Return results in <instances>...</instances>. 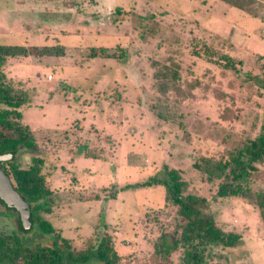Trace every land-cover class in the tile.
I'll list each match as a JSON object with an SVG mask.
<instances>
[{"label":"rangeland","instance_id":"obj_1","mask_svg":"<svg viewBox=\"0 0 264 264\" xmlns=\"http://www.w3.org/2000/svg\"><path fill=\"white\" fill-rule=\"evenodd\" d=\"M245 1L248 9L224 0H0V44L15 51L2 71L28 94L21 122L43 159L52 193L42 215L56 229L34 226L21 235L25 244L52 245L60 234L82 249L108 232L119 264H179L181 248L154 251L161 234L181 231L162 186L111 197L167 164L187 192L209 200L221 229L241 234L233 247L208 246V264H264L255 208L216 197L220 180L193 165L225 159L259 132L264 96L243 72L264 74V0ZM220 54L241 73L216 63ZM32 155L15 160L25 168ZM249 185L264 188V165ZM17 230L15 212L0 203V233Z\"/></svg>","mask_w":264,"mask_h":264},{"label":"trees","instance_id":"obj_2","mask_svg":"<svg viewBox=\"0 0 264 264\" xmlns=\"http://www.w3.org/2000/svg\"><path fill=\"white\" fill-rule=\"evenodd\" d=\"M224 1L238 8L248 9V2L245 0ZM100 50L104 52L105 48ZM14 53L12 47L0 44V105H3L0 107V154H10L0 165L10 178L14 190L28 204L30 217L27 222L23 221L15 207L0 199L2 205L15 212L18 227L17 232L0 233V264H119L120 256L108 232H97L96 236L87 239V245L82 249L72 248L69 239L60 234H56L52 245H27L21 237L24 231H30L34 226L42 233L51 234L56 229L42 215L50 211L47 199L52 193L42 173L43 159L35 154L38 147L31 128L21 122L20 106L28 101V94L26 91L16 90L6 82L2 71L6 57ZM206 54L212 53L206 51ZM90 55L93 57L97 53L93 50ZM106 56L114 57L116 54L106 53ZM219 59L223 60L224 67L237 74L241 73L231 56L220 54L214 61L222 63ZM237 64H241V60ZM243 74L245 81L253 82L264 96V74ZM261 109L262 122L259 132L253 138H247L242 144L228 150L225 159L201 156L193 165L206 175L208 181L220 180L216 197H235L252 204L264 230V188L252 190L249 185L253 172L258 170L259 165H264V106ZM4 129L10 130L11 134H6ZM21 151L34 153L31 163L25 168L20 167L15 160ZM155 186H162L166 203L177 207L181 230L178 237L161 234V240L154 243L155 252L168 254L171 249L181 248L179 264H208V246L233 247L241 241L240 233L225 232L216 224L210 212L209 200L187 192V181L183 179L180 171L167 164H163L145 179L125 183L115 189L111 197H115L118 191Z\"/></svg>","mask_w":264,"mask_h":264},{"label":"water","instance_id":"obj_3","mask_svg":"<svg viewBox=\"0 0 264 264\" xmlns=\"http://www.w3.org/2000/svg\"><path fill=\"white\" fill-rule=\"evenodd\" d=\"M10 157V154H0V164L2 160ZM0 199L7 205L15 207L20 213L23 221L27 222L30 217L28 204L22 196L13 188L8 175L4 172L0 165Z\"/></svg>","mask_w":264,"mask_h":264}]
</instances>
